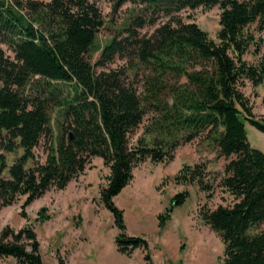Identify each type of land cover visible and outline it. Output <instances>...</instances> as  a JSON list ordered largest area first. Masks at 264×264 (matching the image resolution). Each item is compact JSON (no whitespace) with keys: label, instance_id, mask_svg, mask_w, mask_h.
<instances>
[{"label":"trees","instance_id":"16d2710c","mask_svg":"<svg viewBox=\"0 0 264 264\" xmlns=\"http://www.w3.org/2000/svg\"><path fill=\"white\" fill-rule=\"evenodd\" d=\"M118 1L143 5L152 22L159 14L172 20L141 35L147 21L138 15L125 36L98 49L104 24L98 0H28L19 6L0 0V41L15 53L11 58L0 47V208L20 196L26 207L53 187L65 189L98 156L111 169L101 199L125 231L114 197L132 181L134 169L148 159L170 162L180 145L206 135L228 159L218 185L234 200L202 210L204 219L225 242V264H264V152L251 145L245 125L264 132V117L255 115L242 89L246 81L264 85V56L244 58L252 46L254 55L261 52L256 32L264 31V0ZM201 6L221 9L218 41L197 23L174 19ZM95 50L101 54L92 63ZM118 57L124 65L106 70ZM141 125L142 134L131 141ZM42 143L44 161L36 153ZM19 148L24 154L6 177V153ZM203 174V164L186 165L177 179H199L211 198L213 187ZM186 197L179 193L175 204ZM169 216H160V223ZM117 243L122 252L149 248L145 238L124 232ZM5 257L46 264L33 226L2 231Z\"/></svg>","mask_w":264,"mask_h":264},{"label":"rangeland","instance_id":"374dc122","mask_svg":"<svg viewBox=\"0 0 264 264\" xmlns=\"http://www.w3.org/2000/svg\"><path fill=\"white\" fill-rule=\"evenodd\" d=\"M7 1L19 6L28 0ZM118 2L98 0L104 20L95 40L98 49L114 36H125L124 30L138 15H144L147 21L144 27L139 28L141 35H151L157 27L172 20L171 16L159 14L152 22V12L143 11V5L131 1L119 5ZM19 8L28 11L27 8ZM220 14L219 6H201L185 8L175 13L174 19L195 22L208 32L211 39L218 41ZM255 28L256 24L250 26L251 31ZM256 36L262 37L261 52L259 56L254 55L252 46L244 56L249 62H256L264 56V31L256 32ZM0 47L11 58L15 57L6 43L0 41ZM100 54L101 50L92 52V63L99 59ZM124 63L118 57L105 69L120 68ZM2 86L0 81V89ZM242 89L251 99L255 115L264 117V85L253 86L246 81ZM245 125L251 145L264 152V132L248 121ZM143 127L141 125L131 135V141L142 134ZM44 146L42 143L36 148L37 158L41 161L46 159ZM23 154V148L6 153L7 166L3 171L6 177H9L14 161ZM227 162L228 159L220 155L212 140L202 135L180 145L170 162L154 163L148 159L141 163L134 169L132 181L114 197V202L124 214L126 229L122 231L101 199V191L107 186L111 169L101 157L96 156L65 189L53 187L26 207H23L26 196H20L13 204L0 208V236L7 226L15 230L33 226L46 264H225V242L221 234L205 221L202 210L233 203V196L218 185ZM196 164L204 165L205 184L210 183L213 187L211 198L199 179L192 181L189 175H186L188 178L177 179L184 166ZM183 192H187L186 200L175 204V196ZM167 214L170 216L162 225L160 216ZM123 232L126 236L145 238L149 248L132 250L130 246L126 252L120 251L117 238ZM147 255L150 260L146 259ZM0 264H17V261L13 257H5L0 258Z\"/></svg>","mask_w":264,"mask_h":264}]
</instances>
